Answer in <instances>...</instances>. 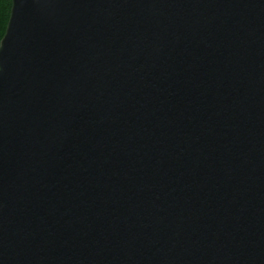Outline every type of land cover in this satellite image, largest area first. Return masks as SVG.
Here are the masks:
<instances>
[{"label":"water","instance_id":"water-1","mask_svg":"<svg viewBox=\"0 0 264 264\" xmlns=\"http://www.w3.org/2000/svg\"><path fill=\"white\" fill-rule=\"evenodd\" d=\"M0 264H264V0H12Z\"/></svg>","mask_w":264,"mask_h":264},{"label":"trees","instance_id":"trees-1","mask_svg":"<svg viewBox=\"0 0 264 264\" xmlns=\"http://www.w3.org/2000/svg\"><path fill=\"white\" fill-rule=\"evenodd\" d=\"M11 7L12 0H0V43L4 37V29L7 28Z\"/></svg>","mask_w":264,"mask_h":264},{"label":"snow or ice","instance_id":"snow-or-ice-1","mask_svg":"<svg viewBox=\"0 0 264 264\" xmlns=\"http://www.w3.org/2000/svg\"><path fill=\"white\" fill-rule=\"evenodd\" d=\"M10 20H11V16H9V22H10ZM7 34H8V29L5 28V29H4V35H5V37L7 36Z\"/></svg>","mask_w":264,"mask_h":264}]
</instances>
